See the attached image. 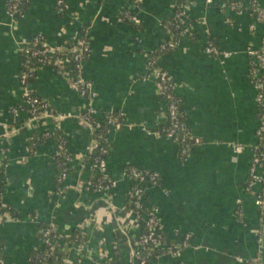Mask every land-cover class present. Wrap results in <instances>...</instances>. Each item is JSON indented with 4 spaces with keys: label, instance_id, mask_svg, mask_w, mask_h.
<instances>
[{
    "label": "crops",
    "instance_id": "1",
    "mask_svg": "<svg viewBox=\"0 0 264 264\" xmlns=\"http://www.w3.org/2000/svg\"><path fill=\"white\" fill-rule=\"evenodd\" d=\"M8 1L0 0V162L8 165L1 200L8 210L4 213H14L15 221L0 225V254L6 264L32 263L31 255L42 252L44 225L71 234L90 214L97 224L89 235L94 262L138 264L132 246L142 232L125 226L127 221L120 223L100 195L79 189L91 173L89 129L69 118L63 133L54 134L60 140L66 137L74 158L62 188L54 157L61 141L44 138L56 130V122L47 115L29 126L20 90L25 43L42 37L52 47L76 45L85 31L91 55L83 75L97 94L99 119L114 111L124 120L120 131L108 135V173L116 183L113 206L122 210L130 201L133 184L124 176L127 168L158 173L159 186L149 190L146 204L158 211L166 242L187 244L179 256L164 253L152 264H244L236 257L253 259L259 209L246 185L259 110L248 51L260 47L264 24L252 29L251 0H239L243 13L224 9L229 0H192L188 22L193 35L180 37L176 50L167 55L160 49L171 38L175 5L183 0H144L138 10L135 0H65L71 11L64 17L55 0H32L12 28ZM259 3L264 8V0ZM130 9L138 22L121 20ZM209 39L232 57L205 54ZM153 60L175 83L186 131L203 142L188 158L182 157L181 145L155 136L166 126L167 105L155 79H146ZM30 86L49 113L79 116L84 111V99L50 66L40 68ZM233 145L242 146L243 153H235Z\"/></svg>",
    "mask_w": 264,
    "mask_h": 264
},
{
    "label": "built area",
    "instance_id": "2",
    "mask_svg": "<svg viewBox=\"0 0 264 264\" xmlns=\"http://www.w3.org/2000/svg\"><path fill=\"white\" fill-rule=\"evenodd\" d=\"M144 0H135L134 10L140 9ZM32 0H9L7 7L8 13L12 20V25L22 16L23 8L30 4ZM211 4L213 0H208ZM57 13L61 16H68L71 8L65 0H55ZM192 2L185 0L181 4L175 5L173 12V19L170 24V40L161 46L160 52L167 55L175 51L179 44L180 37H190L193 35L191 27L188 22V13ZM228 5H224V9H232L237 13H243L245 10L240 5L239 0H229ZM242 10V11H241ZM248 13L252 16L253 22L252 29L256 28L257 24H264V8L260 5L259 0H251V7ZM124 22L135 23L139 18L131 9L124 12L121 16ZM22 49V54L27 55L28 59L37 60L39 62L47 61L50 57L53 58L51 65L57 73L63 77L71 89L78 94L85 101L84 111L79 116L65 113H49L47 105L43 103L41 98L35 93L30 86V79H34L39 69H32L27 67V71L21 73L19 77V85L23 97V103L27 108L30 117L28 124L35 125L47 115H51L56 122V130L53 132H46L44 135L45 140H50L55 132L63 133L62 127L65 121L69 118L79 119L86 128L89 129L92 135V142L90 154L98 152L95 162L91 164V173L89 178L81 181L79 189L92 190L101 197L99 200L104 203L109 209L112 210L111 214H115L119 218V222L127 221L125 226H132L142 232V236L135 241L132 246L133 257L138 264H152L150 256L155 251H165L171 257H177L182 250L186 248V241L182 245L173 246L168 242L162 241L161 235L164 227L160 222L159 213L154 208L146 204L147 195L150 189L159 186L160 176L158 173L141 171L135 167H129L124 171L125 178L129 179L133 188L130 194V200L134 202V208L130 209L124 215V210H117L113 206V191L116 188V183L110 180L108 173V157L111 152L109 138L101 139L98 136L101 133L103 120L99 119V112L96 106L97 94L93 85L88 82L84 75V65L88 57L91 55V48L88 40V32L79 38L76 45L63 44L61 46L52 47L42 37H38L29 43H25ZM205 54L208 56L219 57L228 59L232 57L229 52L223 53L218 49L212 40L207 41ZM251 57V70L250 77L256 93V104L259 110V124L257 129V143L253 147V156L251 163V170L249 180L246 185V191L249 195L255 198V206L259 209L260 226L255 231L257 235V254L253 259H245L243 257H236V260L244 264H264V37L260 47L251 48L248 51ZM153 77L158 86V92L163 97L167 114L165 117L166 126L161 131L155 133L156 137L162 135L173 140L175 143L182 147V157L188 158L193 147L202 146L203 142L197 137L191 136L185 128L182 116V105L178 100L176 94V87L173 79L169 74L159 66L157 60H153L148 64V73L146 79ZM19 110V109H18ZM112 130L120 131L124 126V120L121 114L111 111L106 116L105 120ZM61 140V148L67 150L66 137ZM237 154L243 153V147L233 145L232 147ZM68 168L63 170L59 177V183L63 188V183L68 177L69 171L74 169V158L67 157ZM60 168V166H59ZM86 169V168H82ZM8 165L0 162V172L7 174ZM95 175H98L96 186L92 184L91 180ZM6 183V182H5ZM61 187L59 195L61 194ZM4 193V192H3ZM2 193V194H3ZM147 208L146 212L143 209ZM10 220L15 221L12 213H0V225ZM94 215L90 214L83 220L75 231V233L62 234L59 233L55 225L50 224L47 229L41 233L42 252L39 253L38 258L41 259L43 264H52L50 259L54 256L56 250L65 255L63 264H83L87 261L94 262L92 245L89 241L90 233L94 228H97ZM99 226V225H98ZM74 231V232H75ZM45 249V250H44ZM148 252L147 257H141V252ZM98 264V262H94ZM0 264H6L5 260L0 258ZM32 264V263H31Z\"/></svg>",
    "mask_w": 264,
    "mask_h": 264
},
{
    "label": "trees",
    "instance_id": "3",
    "mask_svg": "<svg viewBox=\"0 0 264 264\" xmlns=\"http://www.w3.org/2000/svg\"><path fill=\"white\" fill-rule=\"evenodd\" d=\"M190 1L192 2V0H190ZM182 2H185V0H183V1L179 2V3L181 4ZM230 2H231V0H230ZM52 60H53V58L50 57L47 61H44V62L41 63V62H39L37 60L28 59L27 55H23V57H22L23 72L24 71L28 72L27 71V67L32 68V69H40V68H42L44 66H50V67L53 68V66L50 63V62H52ZM32 80L33 79H30L29 80L30 83H31ZM182 116H183V119L182 120H183V122H185V115H184L183 111H182ZM101 131L102 132L99 133L98 136L101 137V139H103V141H104V139H107L108 138L109 132H111V128L108 125V122L107 121H103ZM54 136L55 137H53V139L58 140V143H59L61 141L60 140L61 139L60 136L58 135L59 136L58 139L56 138V135H54ZM51 139H52V137H51ZM97 155H98V152L97 151L94 152L93 155L92 154L89 155V157L87 159H88V161H89L90 164H93L95 162V158L97 157ZM54 157H55V160H56V163H57L58 168L60 166V168H59V171H60L59 172V177H60V175L63 173L62 171L65 170V169H67L68 168V165H69L68 162L66 161V158L67 157H71L72 158V156L69 153L68 149L67 150L62 149L61 148V143H59L58 150L55 153ZM97 179H98V175H95L93 177V179L91 180V182L94 185V187L96 186V180ZM5 181H6L5 175L1 171L0 172V213L1 214H5L4 212H7L8 211L7 209H5L3 207L2 200H1L2 193H3V191L6 188ZM103 205H104V203H103ZM133 208H134V202H133V200H130L129 203H128V205H127V207H126V209L124 210V215H126L127 214L126 212H128L130 209H133ZM146 210H147V208L145 207V209H143V211L146 212ZM12 214L14 215V213H12ZM45 229H47V225H44V227L41 228V233L43 231H45ZM73 233H75L77 235L80 232L77 230V231H75ZM161 239H162V241H165V242L167 240L164 236L161 237ZM60 250H61L60 248L58 250H56L54 256H52V258L50 259V263H52V264H63L64 263L63 260L65 259V255ZM0 253L2 254V247H1ZM164 253H165L164 250H162V251L161 250L160 251H155L150 256V260L151 261L152 260H156V258H158L160 256H163ZM1 254H0V258H2ZM147 254H148V252L142 251L141 252V257L142 258L143 257H147L148 256ZM38 256H39V253H37V252L35 254L33 253L31 255L32 264H43V262L41 261L40 258H38Z\"/></svg>",
    "mask_w": 264,
    "mask_h": 264
}]
</instances>
